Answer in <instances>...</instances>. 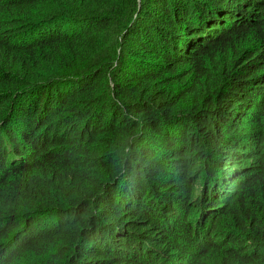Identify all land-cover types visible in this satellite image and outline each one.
Returning a JSON list of instances; mask_svg holds the SVG:
<instances>
[{
    "label": "trees",
    "instance_id": "16d2710c",
    "mask_svg": "<svg viewBox=\"0 0 264 264\" xmlns=\"http://www.w3.org/2000/svg\"><path fill=\"white\" fill-rule=\"evenodd\" d=\"M0 264H264V0H0Z\"/></svg>",
    "mask_w": 264,
    "mask_h": 264
}]
</instances>
